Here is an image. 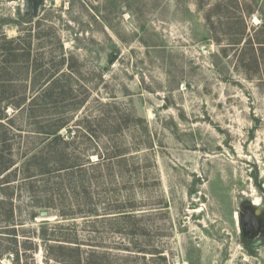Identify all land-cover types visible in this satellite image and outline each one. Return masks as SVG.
<instances>
[{"label": "rangeland", "instance_id": "obj_1", "mask_svg": "<svg viewBox=\"0 0 264 264\" xmlns=\"http://www.w3.org/2000/svg\"><path fill=\"white\" fill-rule=\"evenodd\" d=\"M11 40L30 58L0 53V100L36 113L8 106L17 165L49 138L30 122L67 123L13 182L28 232L60 222L100 264H264V0H0Z\"/></svg>", "mask_w": 264, "mask_h": 264}, {"label": "trees", "instance_id": "obj_2", "mask_svg": "<svg viewBox=\"0 0 264 264\" xmlns=\"http://www.w3.org/2000/svg\"><path fill=\"white\" fill-rule=\"evenodd\" d=\"M14 42L15 40L6 41L5 44L0 45V53L6 57L5 61L7 63H16V60L19 62L20 58H30V44L29 46L20 47ZM22 51L23 53H21ZM10 68V66H0V73H10V70L4 72ZM0 82L5 84L3 86L13 83L12 79H3L2 75H0ZM58 86V82L54 81L50 87L44 90V95L41 96L43 98L42 103L54 102L49 101L47 98H49L48 95L61 88ZM34 104L35 102L32 100L30 107H26V98L12 99L5 102L2 99L0 100V264H3L1 261L7 257L11 260L10 264H29L28 256L34 258L33 264H37L34 254L40 250L41 245L44 249L47 263L53 260L56 264H100L101 254L96 248L89 251L82 250L81 246L83 243L78 237H71L69 233L65 232L50 233L45 230L61 228L64 227V224L43 220L39 224L38 229L40 231L35 229L28 232L25 227L26 222L21 217L19 220L16 219L15 213L19 206L15 203L13 182L19 173H22L26 178H31L35 174L48 172V164L58 152L53 149L52 143L55 140V143H58L62 136L59 131L67 125L64 118L50 119L48 123L43 121L30 122L33 125H40L39 128L49 138L43 141L44 146L41 148L40 155L38 152L25 153L22 157L26 156V158L20 166L17 165L18 161L12 153L13 144L15 143L10 136L12 128H15L16 125V115L9 114L7 109L9 105L17 110L27 108L25 110L29 113V116L35 118L36 113L33 112L35 110ZM52 136H54L55 140L50 139ZM74 166L76 165H61L60 169H71ZM36 206L40 207L43 205L37 203ZM19 209L22 212L21 207ZM38 214V212L32 211L30 219L35 220Z\"/></svg>", "mask_w": 264, "mask_h": 264}, {"label": "water", "instance_id": "obj_3", "mask_svg": "<svg viewBox=\"0 0 264 264\" xmlns=\"http://www.w3.org/2000/svg\"><path fill=\"white\" fill-rule=\"evenodd\" d=\"M40 215H41V218H43V219H48V217H49V212H48L47 210H43V211L40 213Z\"/></svg>", "mask_w": 264, "mask_h": 264}]
</instances>
